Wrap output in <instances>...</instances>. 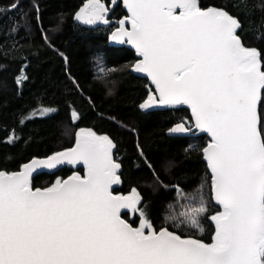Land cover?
Wrapping results in <instances>:
<instances>
[{
  "label": "snow or ice",
  "instance_id": "snow-or-ice-1",
  "mask_svg": "<svg viewBox=\"0 0 264 264\" xmlns=\"http://www.w3.org/2000/svg\"><path fill=\"white\" fill-rule=\"evenodd\" d=\"M127 8L131 30L121 27L112 39L126 38L135 47L142 57L136 70L155 85L158 96L141 108L188 105L195 128L212 138L203 151L214 198L223 207L212 217L213 242L157 231L146 218L139 228L122 219L124 209L144 216L142 198L135 190L113 194L112 186L121 183V164L112 156L116 146L107 136L82 130L74 148L33 160L19 173L0 172V264H264L260 53L242 45L238 18L202 10L199 0H127ZM106 10L96 0L78 19L107 24ZM105 75L101 69L98 78ZM191 130L184 123L171 129ZM64 162H82L87 175L33 190L30 177L37 167ZM205 211L200 204L181 215L198 226L195 217Z\"/></svg>",
  "mask_w": 264,
  "mask_h": 264
},
{
  "label": "trees",
  "instance_id": "trees-1",
  "mask_svg": "<svg viewBox=\"0 0 264 264\" xmlns=\"http://www.w3.org/2000/svg\"><path fill=\"white\" fill-rule=\"evenodd\" d=\"M199 1L202 9L221 8L238 18L243 46L260 53L264 69V0ZM83 2L0 0V169L18 171L33 157L73 146L81 129H91L115 142L123 166L117 192L137 189L156 230L167 227L212 243L211 217L221 208L202 153L208 136H168L175 123L192 119L184 106L140 109L150 90L148 80L131 71L135 52L110 46L107 35L78 25L75 14ZM100 60L107 66L102 78L95 66ZM260 117L264 135V92ZM72 173L65 167L40 174L34 186L49 187ZM177 187L186 195H207L202 233L173 227L166 218L169 207H178ZM131 213L123 216L139 227L140 216Z\"/></svg>",
  "mask_w": 264,
  "mask_h": 264
},
{
  "label": "water",
  "instance_id": "water-1",
  "mask_svg": "<svg viewBox=\"0 0 264 264\" xmlns=\"http://www.w3.org/2000/svg\"><path fill=\"white\" fill-rule=\"evenodd\" d=\"M119 2H120V0H112V3H111V9L115 8ZM122 2H123V6H124L125 10H126L127 13H128V16H126V17H124L122 20H120V21L118 22V25H119V26H118V27H117V28H116V29H115V30L109 35V44H110V46H114V47H128L129 49L133 50V51L135 52V54H136L137 60L134 62L133 66L131 67V71H132L135 75H137V76H139V77H141V78L147 79L148 82H149L148 85H149V90H150V93H149L148 97H147V98H146V99L140 104V109H142V110L145 111V112H154V111H163V110H165V109H167V108H169V107H180V106H184V107H186V108H188V109L190 110L191 118H192V119H191V122H192V125H191L192 130L189 131V132H186V133L172 132L171 129H173V128H174L176 125H178V124L184 123L186 127L189 126L186 122H184V121H179V122L175 123L170 129H168V131H167L168 136H171V137H191V136H201V135H206V136H208V138H209V142H208V144L211 143V139H212V138H211L210 134H208V133L205 132V131H200V130H198V129L195 128V125H194V118H193V115H192V112H191V108H190L188 105H158V104H153L152 106H150V107H148V108H141V105L144 104L146 101H148L149 98H150V96H153V95H157V96H158V93H157V91H156V88H155L154 83L152 82V80H151V78L148 76V74H147V73H143V72H138V71L136 70L135 66H136L137 63L140 62V60L142 59V57L139 56V54L137 53L135 47H134L133 45H131V44L125 42V41H126V38H125V41H115V40L112 39V35H113V33L117 32L121 27H125V28H128L129 30H131L130 23L127 22V20H126V18L130 16V13H129L128 8H127V0H122ZM91 3H92L91 0L87 1L84 5H82V6L79 8V10H78V11L76 12V14H75V22H76L77 24L81 25V26L84 27V28H93V27H95L94 23H93V24H87V23L84 22V20H82V19H78V16H87V14H88L87 9H88V7L91 5ZM199 6H200V1H199ZM200 7H201V6H200ZM201 9H202V8H201ZM208 9H217V10H223V11L227 12V11L224 10V9L216 8V7H210V8L202 9V10H208ZM178 11H179V10H178ZM227 13H228V12H227ZM230 15H231V14H230ZM232 16H233V15H232ZM121 21H125V23L122 25V24H121ZM239 29H240V28H239ZM239 29L237 30V35L239 36V38H240V40H241V37H240V35H239ZM241 43H242V40H241ZM242 45H243V44H242ZM249 49H253V48H249ZM259 61H260V59H259ZM260 64H261V67H262V63H261V61H260ZM262 69H263V68H262ZM261 95H262V99H261V101L258 103V113H259V117H260V107H261V103H262V100H263V92H262ZM258 126L261 128V117H260V123H259ZM82 130L87 131V130H91V129H87V128L81 129V130L77 133L76 140H75L73 146H71V147H69V148H66V149H63V150H60V151H57V152H54V153H52V154L49 155V156H45V157H38V156H36V157H33L30 161H28V162H26L25 164H23V165L21 166L20 170H18V171H15V172H8V171H6V170H2V169H0V172H6V173H9V174H11V173H19V172H21V171L24 170V166H25V165L31 164V162H32L33 160H46V159H48L49 157H52V156H54V155L57 154V153L66 152L68 149L74 148V147L76 146V143H77L78 135L80 134V132H81ZM91 131L94 132L93 130H91ZM261 134H262V133H261ZM96 135H97V136H101V137H103V136H107V135H99V134H97V133H96ZM107 137H108L109 139H111L109 136H107ZM111 140H112V139H111ZM112 142L115 144V142H114L113 140H112ZM208 144L205 146V148L208 146ZM115 146H116V144H115ZM203 150H204V149H203ZM116 153H117V146L112 150V156H113V159H114L116 162L120 163L119 161H117ZM202 153H203V158H204L205 162L208 164V169H209L210 174H211L212 192H213V198H214V191H213V174H212V172H211V168H210V166H209V162H208V160H207V158H206V154L204 153V151H202ZM65 167H69V168L73 169V173H72L71 175H69L68 177H66L65 179H63V180H58V181H65V180H68L70 177H73V176H75V175H79V176H81V177H84V176L87 175V168H86V166H85L82 162H81V163H77V164H71V163H68V162H64V163H61V164H57V165H56L55 167H53V168H48V167H44V166H42V167H37V168L32 172L31 177H30V180H31V186H32L33 190H35V189H41V190H43V189H46V188L52 187V186L55 185L56 182H57V181H56L53 185H51V186H49V187H46V188L35 187V186H34V179H35L38 175L43 174V173L54 174V173L58 172L59 170L65 168ZM80 169H83V172H81ZM121 172H122V167L118 170V174L120 175V178H121V183L116 184V185H113V186H112V192H113L114 195H119V196H129V195L133 194V190L130 191V192H128V193L117 192V190H118V189L121 187V185H122V176H121ZM214 201H215L216 205H217L218 207L221 208V211L218 212V213H216V214H214L213 216L218 215L219 213H221V212L223 211V207H222V205H220V204L215 200V198H214ZM126 211H131V212H132V210H130V209H124V210H122V211H121V218L124 219L127 223H129L132 227H134V228H139V227H137V226H134L129 220H127V219L123 216V213L126 212ZM213 216H212V217H213ZM212 217H211V221H212V223L214 224V226H215V230H216L215 221L212 220ZM163 228H167V227H163ZM161 229H162V228H161ZM167 229H168L169 231H172V230H170L169 228H167ZM159 230H160V229H159ZM159 230H157V231H159ZM172 232H174V231H172ZM174 233L180 235L182 238L197 239V240H200V241L203 242V243L210 244V243H207V242H205V241H203V240H201V239L195 238V237L182 236L181 234H179V233H177V232H174ZM214 235H215V234H214Z\"/></svg>",
  "mask_w": 264,
  "mask_h": 264
},
{
  "label": "rangeland",
  "instance_id": "rangeland-1",
  "mask_svg": "<svg viewBox=\"0 0 264 264\" xmlns=\"http://www.w3.org/2000/svg\"><path fill=\"white\" fill-rule=\"evenodd\" d=\"M96 72L100 73V70L103 69L104 71L107 70V66L100 60V61H96ZM53 110H48L45 111L44 113H50ZM182 121L186 122L188 125H192L191 120H189L188 118H183ZM197 146V142L192 144V147H196ZM117 158V157H116ZM117 161L118 158H117ZM120 162V161H119ZM121 164V162H120ZM121 167L123 169V166L121 164ZM62 180V179H60ZM137 193L138 190L134 189ZM177 191H178V195H179V202H178V207H169L168 209V213L169 215L166 217L170 223L172 224L173 227H178L185 230H194L198 233H202L204 231L205 225H204V218L206 213L209 210V202L207 199V195L202 197V194H194V195H186L185 193L182 192L180 187H177ZM140 195V194H139ZM200 204H203L206 207V211L204 213L198 214L195 218L197 220V225H193L191 223V220L189 217L183 216L181 215L182 212H184L186 209H190L191 207H198L200 206ZM144 212V211H143ZM132 215H139V213H131ZM134 217V216H133ZM141 220H140V225L142 223V221L146 218L148 222H150L152 224V226L155 228V225L151 222V220L149 219V217L147 216L146 212H144V216H140ZM140 227V226H139ZM148 229H145V232H147Z\"/></svg>",
  "mask_w": 264,
  "mask_h": 264
},
{
  "label": "flooded vegetation",
  "instance_id": "flooded-vegetation-1",
  "mask_svg": "<svg viewBox=\"0 0 264 264\" xmlns=\"http://www.w3.org/2000/svg\"><path fill=\"white\" fill-rule=\"evenodd\" d=\"M87 1L89 0H84L82 5H84ZM91 1L92 3L87 9L88 13L91 11L93 4L96 3V0H91ZM99 3L107 9L106 12H104V16L108 20V23L105 24L102 21H96L94 23L95 27L86 28V29H90L95 32L102 33L104 35H107L109 38V35L119 26L118 22L122 20L124 17L128 16V13L123 6L122 0H120L117 6L113 9H111L112 0H99Z\"/></svg>",
  "mask_w": 264,
  "mask_h": 264
}]
</instances>
